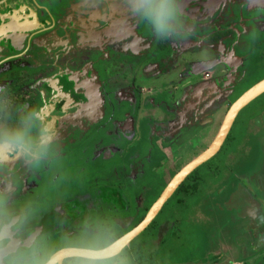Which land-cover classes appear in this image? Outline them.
<instances>
[{"label": "rangeland", "instance_id": "rangeland-1", "mask_svg": "<svg viewBox=\"0 0 264 264\" xmlns=\"http://www.w3.org/2000/svg\"><path fill=\"white\" fill-rule=\"evenodd\" d=\"M37 1L47 5L51 11L54 10L52 0ZM221 1L223 0H66L64 6L55 11L53 20L41 11L40 13L45 16L44 20L49 24L35 36L29 45L28 54L14 63L17 67L9 68L0 74L1 80L13 78L7 89L0 92V135H6L16 127L18 124L16 116L33 101L38 89L33 78L38 73V66L41 65H46V71L57 76H64L72 71L84 72L87 79L94 83L91 100L95 102L98 112L107 115L109 112L113 115L123 111L124 117L131 114L136 122L148 118L153 120L155 125L160 122L165 124L164 120L174 117V110L180 109L181 106L179 102L183 88L190 87L188 100L196 107H200L201 100L193 89L197 88L198 82L211 79L217 90H224L221 98L213 101L204 112L206 117L209 119L213 117L215 120L205 126L203 122L197 128L193 123L190 127L193 132L196 128L195 135L190 136L187 142L185 140L181 142L177 150L170 152L168 148H164L169 158L171 154L174 155L173 158H168V162L173 163L174 171H178L210 146L231 103L257 80L264 78V24L261 27L259 23L261 17L252 18L247 10H238L236 14L237 5L234 1L227 8L219 9ZM69 2L72 4L71 7ZM104 2H109L108 7ZM119 2H125V8L117 10L114 6ZM144 5L147 6V12L142 13L140 10H144ZM199 5H202L204 10L199 12ZM218 14H221L222 23L218 25L221 31L217 33H226L227 36L223 39L215 38L216 33L212 34L214 29L208 28L218 22L215 19ZM157 15L163 21L162 30H158L155 23ZM148 18L154 21L158 35L170 37V47L176 48L178 38L184 40L186 47L182 55L173 57L167 72L164 70L162 77L156 80L151 76L154 70L143 72V62L133 65V57L121 55V50L128 48L129 39L136 33L138 25L145 28ZM247 32H252L253 35L249 37L247 34L245 40L237 38ZM154 38L153 36L151 40L142 43L150 49ZM244 49H247L245 56L240 54ZM259 49L262 53L258 56ZM227 52L231 54L228 55ZM1 53L5 55L8 52L6 50ZM221 54L224 63L204 69L199 74L192 73L196 64L204 63L208 58ZM227 55L229 57H226ZM49 61L56 68L51 66ZM237 61L240 72L236 80L238 87L237 92L231 94L233 85L230 89H224L223 85L228 82V79H224L235 75L232 73V67H235ZM180 65L186 68L183 79L178 68ZM20 66H28L30 69H23ZM140 69L147 81H139L140 88H137L124 73L132 75L136 70L137 75ZM164 80L168 82L165 83ZM183 83L187 84L183 87ZM160 84L170 86L163 91L161 100L159 98L155 100L159 92L155 88ZM83 89L78 88V92H82ZM133 90L140 91L139 94L143 98L152 99V104L145 107L143 99L141 107L135 112L133 109L129 111V108L125 110L127 106L122 103L119 93L124 91L128 96ZM217 90H203V98L214 96V91ZM65 97V94L57 96L53 102ZM85 111L86 106L78 105L74 113L70 114L69 111H64L53 104L47 110L40 111L42 118L39 119L44 120L45 137L35 133L36 126L32 125V121H26L25 126H31L30 137L37 139L32 142L26 139L31 145L29 153L21 152L15 147H6L8 142L0 137V153H5L4 156H0V197L4 198V206L10 216L19 214L20 208L10 205L16 203L14 198L22 195L23 179L29 175L38 176L39 164L43 167L45 162L50 163V168L54 170L55 166L64 163L65 160L74 166L83 162L86 150H76L79 141H72L69 134L75 130L72 120L75 117H84ZM199 112L197 109L189 112V117L192 116L190 121H193ZM84 122L88 123L89 119H85ZM115 129L118 130V134L108 139L102 147L87 150L90 158L102 157L108 148L114 151L124 140L132 143L136 138L135 132L119 133L114 123H109L105 132H114ZM48 136L51 137L50 140H46ZM98 136L99 134L95 138ZM151 138V134L148 133L147 141L143 143L144 147H149ZM156 140L159 144L163 143L160 139ZM128 146L130 145H125L123 150ZM263 147L264 93L240 110L220 150L210 161L199 167L192 179L185 182L181 193L167 202L162 213L155 218V225L145 229L123 249L121 255L126 258L127 264H264V197L258 201L257 197L255 198L257 195H252L258 194L255 189L258 184L256 185L252 177L262 170L263 174L258 178L260 187L264 188ZM12 153L15 155L13 162L19 156V161L15 165L7 161V157ZM119 158L114 156L108 162H99L100 165L95 166L96 170L80 173V177L65 185L64 189L61 188L59 179L56 186L52 180H46L48 183L44 184L46 193L52 188L47 199L43 202H34L30 211H38L39 206L50 205L55 200L65 198L67 200L62 204L64 211L75 218L72 224L41 234L47 238L50 245L59 246L65 240H83L103 247L129 232L145 217L146 211L170 179L171 173L167 169L162 170L158 178L154 177L157 179L156 186H148L144 188L145 191L142 190L143 210L136 216H134L136 209L132 206H128L127 213L118 212L114 205H109L106 210H100L93 197L82 193L90 184L87 180H90L96 171L102 170L103 165L118 161ZM25 160L32 161V164L25 167L23 163ZM30 184L27 192L36 185L34 182ZM152 187L154 191L150 189ZM58 189L60 191H57ZM76 190L80 194L71 196ZM123 191L128 194L126 198H129L133 192L131 184L125 186ZM35 198L37 199L38 195ZM81 207L84 211L88 210L89 215L93 214L92 227H86L90 224L89 217H77ZM30 211L23 210L24 215ZM104 223L108 226L104 227ZM76 226L81 228H73Z\"/></svg>", "mask_w": 264, "mask_h": 264}, {"label": "flooded vegetation", "instance_id": "flooded-vegetation-1", "mask_svg": "<svg viewBox=\"0 0 264 264\" xmlns=\"http://www.w3.org/2000/svg\"><path fill=\"white\" fill-rule=\"evenodd\" d=\"M52 1L56 6V7L54 6L53 11H51V9L47 5H44V3L42 2L40 3L37 0H0V46H1L0 74L5 73V71L9 68L17 67L14 63L18 59L24 58L26 54H28L27 52L29 51V47H30L29 45L32 43L35 36L37 34H40L39 32L42 29L46 28L45 27L46 24H49V22L44 20L45 19L43 18L45 17L44 15H47V17L50 20H53L52 18H54L55 16V11L61 9L64 6L66 0H52ZM233 1L237 5L235 6L236 14L238 13V10L240 11L247 10L248 14H250L252 18H254L255 16H260L262 20L259 23L261 24V27H263L262 24H264V0H249V1L223 0L220 2L218 8L219 9L227 8L229 4L232 3ZM68 4L69 7L72 6L71 2H69ZM155 4L158 5V3ZM104 5L108 7L109 2L107 3L104 2ZM144 6H145L144 10H140V12L142 13L147 12L146 10L147 6L146 5ZM114 7L117 10H121L125 8V2H121V3L119 2ZM47 10L51 11V13H49ZM200 10L201 11L204 10V7L202 5H199V12ZM41 11H43L44 15L40 13ZM215 19L218 22L216 24H212L208 28L214 29L212 30V34L216 33V36H214L215 38L223 39V37L227 36L226 33L224 32L217 33L218 31H221L220 28H218V25L222 23L221 14H218L215 17ZM153 22L154 21L151 18H148L146 19L145 22V26H144L145 28H142L141 25H138L139 27H137L136 33L129 39L128 48H123L121 50V55L124 57L127 56L133 57V65L135 64L138 65L143 62V68H144L143 72L145 70L146 72L154 70L151 76L153 80H156L157 78L162 77L164 70L165 72H167V67L171 66L173 57H178L179 55H182V52L186 51V47L184 46V40L181 38H178L176 40V48H174L173 46L170 47L169 45L170 37L167 35L165 37L162 35H158L156 33V26L154 25L155 23ZM247 34H249V37L253 35L252 32L251 33L247 32L242 34V36H238L237 38L240 40L241 39L245 40L248 37ZM153 36L155 37L153 39L154 42H152L150 49H148L147 48L148 46L146 44H143L142 42L151 40ZM6 50L8 53L3 55V53L1 52ZM259 51L260 52L258 56L260 55V53H262V50L259 49ZM246 52L247 49H244L240 52V54L245 56ZM227 54L230 55L231 53L227 52ZM228 55L226 57H229ZM234 55H236L235 51H234ZM220 56H222V58H220ZM220 56L216 55L210 59L208 58L204 63L196 64L195 67L193 68V72L192 71L191 72L195 74H199V72L204 69H208L213 66L219 65L220 63H224L223 54H221ZM217 57L219 58V60ZM50 65L55 67L54 64H52L51 62ZM125 65L126 63L122 67L125 68ZM20 67H22L23 69H30L28 66H20ZM34 68L35 66L32 67L31 69L33 70ZM46 68H47L46 65L38 66L37 68L39 69L38 73L33 78V80L36 81L38 86L36 95L34 96L33 101L28 104V107L25 110H23L21 114L16 116V121H18V124H16L15 125L16 127L10 130L8 134L0 135V137H2V139L5 140V142H8L9 138L14 133L19 131V132H23L26 136V139L32 142L37 139L30 137V135H32L30 129L31 126L28 125L29 127L28 126L26 127L25 122L32 121L33 123L32 125L36 126L35 133L38 134L40 137L41 136L45 137L46 130L43 128L44 120L39 119L42 118V113L40 111L47 110L53 104L56 107L64 111H69L70 114H73L76 109V106L84 105L86 106L84 117H75L74 120H72L75 124V130L69 135L71 136L70 139H72V141H79L76 145V150H80V149L86 150V155L84 154L83 156L84 158L82 157L83 162L78 166L69 165V163H66L67 160H65L64 163L55 166L54 170L50 168L51 167L50 163L45 162L43 167L41 166V164H39L40 166L38 167L37 177L29 175L25 179H23L24 183L21 187L22 195L19 196V198H14L13 200H16V203L10 205V207L20 208L19 214H15L11 216L15 220L23 221L22 226L19 229V232L13 233V235L19 239H26L31 234L37 232L38 228H41V230H39L38 232V234L41 235L47 232V230L55 231L56 229L58 230V228L60 227L63 228L67 224H72L75 220L74 217H70L64 211V207L62 206V204L67 200L65 198L61 200H55L50 205L47 204V205L39 206L38 211H30L31 208L33 207L34 202L36 201L43 202L45 201V199H47V196L50 193V189H52V188H50L49 190L46 189L47 191H49V193L48 192L46 193V191L44 190V184H48L46 182L47 179L52 180L54 186L57 185L58 183L57 180L59 179L61 181L59 182L61 184V188L64 189L66 188L65 185L70 184V182L80 177L81 175L80 173L84 171L87 173L92 172L96 170L95 166L98 165L99 162L100 163L108 162L114 156L120 157L119 160L114 163H110V164L108 163L107 165H103L102 170L98 172L96 171L93 174V176L90 178V180H87L88 183L90 184L88 185V187H86L85 191L82 193L88 195L89 197H93L94 200L97 201V205L100 207V210H106V208L109 207V205L112 206L114 205L118 212L127 213V210L129 209L128 206H132L134 209H136V213L134 214V216L138 215L143 210L142 196H144V194H142V190L145 191L146 189L144 188H147L148 186L151 187L153 185L155 186L157 185L156 184L157 179H154V177L158 178L159 174L162 173L161 171L167 169V171L171 173L170 179L166 183L167 185L171 181V179L175 176V174H177L178 171L184 167V166L181 167L178 171H174L175 169L174 165L173 163L169 164L168 162L169 156L166 154L167 150H164V148L165 147L168 148L170 152L177 150L178 149L177 147L180 145L181 142H183L184 140L187 142L190 136H192L193 134L195 135L196 128L200 127L202 125L201 123L204 122L203 126H205L206 124H211L213 122V119L215 120V118L210 117L209 119L208 117H206L204 112L212 104L213 101H215L219 97L221 98V95L223 94L222 91H224V90L222 91L217 90L213 85L211 79H207V80L204 79L201 82H198L197 88L193 90H196L195 94L198 97V99L201 100L199 101L201 105L200 107L199 106L196 107L194 104H192V102L188 100V96H189L188 88L190 87L183 88L179 102L181 104L180 109L174 110V114H173L174 117L167 118L166 120H164L165 124L160 122L158 124L159 125L158 127V125L154 124L155 122L153 120L151 121L148 118H145L141 122H136L134 117L130 116L131 114H127L126 117H124L125 115L123 111H121L120 113L117 112L118 114L114 113L113 115H111V113L109 112L108 115L104 114L103 112L101 113L98 112L95 102L91 100L95 88L94 83L91 79H87L88 77L85 76L84 72L72 71L67 75L57 76L54 75L53 72H47ZM178 68L181 70L180 71V73L182 74L181 79H183L184 78L183 74H185L186 68H184L183 65H180ZM232 68H233L232 73L235 75H231L229 78H225L224 80L228 79V82H226V84L223 85L224 89H230V87L233 85L231 89V94L237 92L236 90L238 87V82H236V80L238 77V73H240L238 61L236 62L235 67ZM140 72H142L141 69L137 75H136L137 73L136 70L133 72L134 74L132 75H127L126 72L124 73L125 77L130 82H133L135 85H137V88H140V86H138L140 84L139 81L141 82L147 81V78L143 76V72L142 73ZM221 72L225 73L224 70L223 71L221 70ZM126 78L124 79V82L127 81ZM262 79L264 78L257 80V82ZM12 80L13 78L9 80L0 79V92L5 91L7 89L6 87H8L12 83ZM164 82L167 83L168 80H164ZM186 84L187 83H183L182 86L184 87ZM169 86L170 85H167L166 87L164 86V84H160L157 88H155L156 91L159 92L157 97L154 99L156 100L159 98V100H161L160 98L163 97L164 95L163 91L167 90ZM80 87L84 88L82 92H78V88ZM205 89L217 90V91H214L215 92L214 96L203 98L202 94H203V90ZM139 93L141 92L140 91L136 92L134 90L132 94L128 96H126V93L124 91H121L119 93V98L121 99L122 103L127 106V107L125 106L126 107L125 110L129 108V111H132L133 109L135 112V110H138L141 107L143 99H145L144 101L145 107H149L152 104V99L147 97L143 98ZM63 94L66 95L65 98L53 102L57 98V96ZM195 109H197L198 111L200 110V112L196 114L197 116H195L193 121H190V118L192 116L189 117V112H191L192 110L194 111ZM237 115L233 119L229 127V130L227 132V135L223 140V143L224 141H226L230 131L232 130ZM109 116L111 118H109ZM85 119H89V122L85 123L84 122ZM207 119L209 120L208 122L206 121ZM109 123H114L115 126L119 129V133H121L122 131H130L131 133L135 132V137H136L135 140H133L132 143L129 140H127L128 142L124 140V142L121 143V145L118 146V148L114 149V151L108 148L107 152L102 157L99 156L96 159L90 158V155L87 152V150L92 151L95 148L97 149V147H102L103 144L108 141V139L112 138L113 135L118 134L117 129H115L114 132H105L106 126ZM193 123L195 125L194 127H196L194 129L195 130L194 132L191 131V127H190L193 125ZM135 125H137V128H135ZM221 125L222 122L219 125L216 135L218 134ZM138 130H139V134H137ZM148 133L151 134L152 138L149 141V147L147 148V146L145 147L143 146V143L147 141ZM98 134L99 136L97 138L99 139L97 140L95 136H97ZM105 138L107 140H103ZM156 139L162 140L163 143L159 144ZM223 143L221 144L220 148L222 147ZM127 144L130 146H128L125 150H123V147ZM41 148L43 150L45 149L43 147ZM119 151L122 152L119 153ZM262 152L264 153V150ZM4 155L5 153H0V156H4ZM214 155L212 157H214ZM14 156L15 155L13 153L9 155L7 157V161L9 163L13 162L12 160L14 159ZM171 157L173 158L174 155L171 154ZM211 158H209L207 161L203 163L210 161ZM262 160H263L262 166L264 169V157L262 158ZM18 161H19V156L17 157L16 160H14V162L11 165H15L16 163H18ZM23 163H25L24 166L27 167L28 165L32 164V161L29 160L26 162L25 160L23 161ZM203 163L197 166L196 168H194L182 180V182L177 186V188L170 195V197L160 207L158 213L156 214L152 222L155 221V218L162 213L167 202L171 198H173V196L181 193V191L184 189L185 182L188 181L189 179H192L195 176V173L197 172L199 167L203 165ZM262 171L259 173H255L252 177V179L256 181V185L258 184V186L255 188L258 194L252 193V195L253 196L257 195L255 196V198L257 197L258 201L260 198L264 197V188L260 187V182L258 178L260 174H263ZM30 182H34L36 185L35 187H31L32 189L31 191L27 192L28 186L31 185ZM129 183L131 184L133 192L129 195V198H126L128 194L123 191V188L127 186ZM182 186L183 189H180ZM150 189L154 191L153 187ZM248 189H250V187H248ZM57 191H60V189H58ZM250 191L252 192L251 189ZM79 194L80 193H78V191L76 190L73 192L71 196L75 197ZM160 194L158 195V197L160 196ZM36 195H38L37 199L35 198ZM158 197L154 200V202L158 199ZM18 200H20V202ZM30 200L33 201L30 202ZM152 205H150V207ZM23 210L24 211L29 210L30 212L29 213L25 212L24 215ZM78 211L80 212H78L77 217L78 218L89 217L90 224H88L86 227L89 226L92 227L93 224L91 223H92L93 214L89 215L88 210L84 211L82 207ZM103 226L106 227L108 226V224L104 223ZM73 228L76 229L81 227L76 226ZM111 238L112 236L110 237V239ZM113 241H111L109 244H111ZM109 244H107L106 246H108ZM127 245H125L123 249Z\"/></svg>", "mask_w": 264, "mask_h": 264}, {"label": "clouds", "instance_id": "clouds-1", "mask_svg": "<svg viewBox=\"0 0 264 264\" xmlns=\"http://www.w3.org/2000/svg\"><path fill=\"white\" fill-rule=\"evenodd\" d=\"M155 23L158 30L163 29L159 15ZM50 139V136L46 137V140ZM6 147H15L24 153L31 151L25 134L19 131L9 138ZM4 205V198L0 197V264H127L121 255L123 248L102 247L83 240H65L59 246H53L38 233L19 239L13 233L19 232L23 221L11 217Z\"/></svg>", "mask_w": 264, "mask_h": 264}, {"label": "water", "instance_id": "water-1", "mask_svg": "<svg viewBox=\"0 0 264 264\" xmlns=\"http://www.w3.org/2000/svg\"><path fill=\"white\" fill-rule=\"evenodd\" d=\"M264 93V79L258 81L249 89H247L243 94H241L229 107L221 128L210 144V146L203 151L199 156H197L194 160L184 166L181 170L178 171L177 174L171 179V181L166 185V187L161 192L158 199L153 203V205L147 211L145 217L139 222L133 229L129 232L123 234L121 237L113 241L108 246L113 249H120L127 245L132 239L138 236L141 232H143L147 226L152 222L156 214L158 213L160 207L163 203L170 197V195L174 192L177 186L182 182V180L197 166L202 164L211 158L220 148L223 140L225 139L229 127L237 115V113L246 106L249 102L255 99L257 96ZM217 143L216 147L213 149L214 145ZM41 230V228L37 229L36 234ZM32 235V234H31Z\"/></svg>", "mask_w": 264, "mask_h": 264}, {"label": "trees", "instance_id": "trees-1", "mask_svg": "<svg viewBox=\"0 0 264 264\" xmlns=\"http://www.w3.org/2000/svg\"><path fill=\"white\" fill-rule=\"evenodd\" d=\"M180 189H183V186H182ZM154 225H155V221H153V222L148 226V228H149V227H152V226H154Z\"/></svg>", "mask_w": 264, "mask_h": 264}, {"label": "bare ground", "instance_id": "bare-ground-1", "mask_svg": "<svg viewBox=\"0 0 264 264\" xmlns=\"http://www.w3.org/2000/svg\"><path fill=\"white\" fill-rule=\"evenodd\" d=\"M217 143L214 145L213 149L216 147Z\"/></svg>", "mask_w": 264, "mask_h": 264}]
</instances>
